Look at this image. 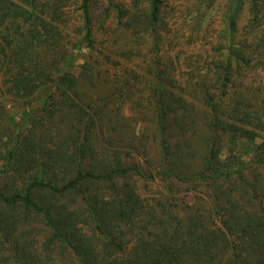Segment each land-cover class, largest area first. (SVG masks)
I'll return each instance as SVG.
<instances>
[{
    "label": "trees",
    "instance_id": "obj_1",
    "mask_svg": "<svg viewBox=\"0 0 264 264\" xmlns=\"http://www.w3.org/2000/svg\"><path fill=\"white\" fill-rule=\"evenodd\" d=\"M193 1V31L221 24L183 78L175 0H0V264H264V101L239 84L264 0L233 48L243 0Z\"/></svg>",
    "mask_w": 264,
    "mask_h": 264
},
{
    "label": "rangeland",
    "instance_id": "obj_2",
    "mask_svg": "<svg viewBox=\"0 0 264 264\" xmlns=\"http://www.w3.org/2000/svg\"><path fill=\"white\" fill-rule=\"evenodd\" d=\"M102 2L103 0H95L94 2V6L97 7L98 11L102 10V5L105 4L104 2L102 4ZM224 2L225 0L219 1V7L217 9L218 15L219 12L220 14L223 12L225 5ZM194 3L195 2L193 0H175L172 4L169 3L171 10L175 9L177 11L181 21L178 20L175 22L173 18L168 20L167 24H171V29L177 32L178 37L172 40V45H170L167 41L165 48L168 50V55L174 54L176 58L177 56L180 57L179 64L174 61L173 58H171V60L173 64H176V66L179 67V73L183 78L189 77V74L192 72L195 73L198 69L208 71V60L210 59L211 54V49L208 47V44L216 38L215 30L219 24H221L220 16H216L214 19L215 25L197 27V29L193 31L191 24L192 22H195L198 17V14L194 13L195 8L197 7ZM246 7L247 0H243L236 18V36L231 39L229 45L230 48L235 47L238 42L243 43L245 38L244 23L246 19ZM181 10L182 12H179ZM175 24H177V26H175ZM189 35H193L194 39L187 41V37ZM252 38L258 40H254L253 43L249 42V48L255 50V58L250 66L243 71L242 76L239 78V84H242V89L247 87L253 92V94L258 95L259 99L264 101V44L261 40H259V38H255V36H252ZM82 50L84 51L85 49ZM127 64L128 66H131L132 62L127 60ZM127 73H129L131 79L134 78L131 71L126 73L121 72L120 74L127 75ZM144 91L145 90L128 92L129 99L125 102L122 112L123 116H127L130 119H135L138 116L137 112L142 111L143 105V103L140 102V99H138V96L144 94ZM148 135L150 136L151 134Z\"/></svg>",
    "mask_w": 264,
    "mask_h": 264
}]
</instances>
